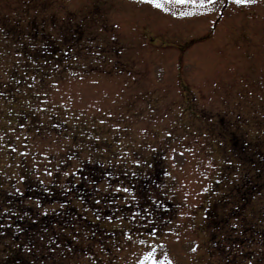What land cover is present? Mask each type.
I'll use <instances>...</instances> for the list:
<instances>
[{
  "label": "rangeland",
  "instance_id": "rangeland-1",
  "mask_svg": "<svg viewBox=\"0 0 264 264\" xmlns=\"http://www.w3.org/2000/svg\"><path fill=\"white\" fill-rule=\"evenodd\" d=\"M158 3L0 0V264H264V0Z\"/></svg>",
  "mask_w": 264,
  "mask_h": 264
},
{
  "label": "trees",
  "instance_id": "trees-1",
  "mask_svg": "<svg viewBox=\"0 0 264 264\" xmlns=\"http://www.w3.org/2000/svg\"><path fill=\"white\" fill-rule=\"evenodd\" d=\"M229 143H231V145H234L231 139H230ZM252 160H253L252 162H247V164H251L252 165L251 167H252L253 176L250 177L248 180H245V183L243 184V190L240 192V197L239 198H242L241 200H243L244 198L247 197L248 200L251 201L254 197L257 198L260 195L259 193H261V191H264V155L260 156V154H255ZM94 171H95L96 175H92L94 173L90 174V177H91V179L89 181L90 185L91 184L92 185H97L98 183H100L102 181H108L111 178L110 176H108V177L106 176L107 171H105V176L106 177H103V178L100 177L101 180H99V175H97V174L103 173V171L100 170L99 168L94 169ZM157 171H159V170L156 168L155 171H153L152 173L150 172L149 173L150 174V178H148V179H146L145 177L142 178V180L140 181L139 184H142V187L146 188L145 185L149 181L151 182V176H157L159 178ZM84 175L87 178L89 176V175L87 176L86 174H84ZM82 177H83V175L81 176V178L80 177L79 178L82 179ZM78 188L82 189V192L78 191V195L80 196L79 199H82L85 196L86 200H88L91 197L92 191H88V189H87L88 186L86 188H84V187H78ZM38 192L40 193L41 191H38ZM74 193H76V192H74ZM98 197L103 203H106L105 206L103 207L104 209H101V213L100 214H102V213H108L109 214L110 210H111V207H108V206L112 204V200L116 198V194L113 193V191L110 188H108L107 190L98 193ZM257 199H259V198H257ZM17 201H18V199H17ZM250 201H248L247 203H249ZM215 208L217 209L218 207L215 206L212 211H211V209L206 211V212H208L210 214L209 215L210 218L215 215V213H214ZM104 217L107 218V219H103V221L104 220H107V221L109 220L108 219L109 216H104ZM88 225L90 226V222L88 223ZM213 227H216V226H213ZM93 228H95V227H93ZM216 229H214V231ZM151 231H153V230H151ZM154 232H152V234ZM13 256H15V254H13ZM18 261L20 262V259H18Z\"/></svg>",
  "mask_w": 264,
  "mask_h": 264
},
{
  "label": "snow or ice",
  "instance_id": "snow-or-ice-1",
  "mask_svg": "<svg viewBox=\"0 0 264 264\" xmlns=\"http://www.w3.org/2000/svg\"><path fill=\"white\" fill-rule=\"evenodd\" d=\"M147 2L153 4L154 6H156L158 8H163V5L160 4V3H158V0H147ZM176 2L177 3H181V4H184V3L196 4L197 3V0H176ZM205 2H207L208 4H211L213 2V0H199L200 6L202 7ZM232 2L235 3V4H237V5H247V4L253 3L254 0H232ZM189 14H191V13H189ZM180 15H184V13H180ZM33 79H35V77H33ZM17 83H19V81H17ZM29 86H31V85H29ZM20 127H24V125H20ZM117 127H118V125H117ZM167 134L168 135H171V133H167ZM9 147H11V145H9ZM133 162L136 163V164H139L140 163V160H134ZM45 171H46L47 175H49V176L52 175L51 171H48L47 169H45ZM72 174L73 175H76L77 173L74 171ZM64 175L65 176H68L69 173L68 172H65ZM24 179H25L24 176H20V180H24ZM82 179L87 180V177H82ZM40 183L42 184L43 181H40ZM121 190H123L124 192L131 191L128 188L121 189V187L119 185L115 189V191H121ZM16 191L19 192V189H17ZM44 191L45 192H48L49 189L45 188ZM99 202H100L99 200L96 201V203H99ZM66 203H67V201L61 202L58 205V207L60 209H64ZM36 204H37V207L38 208L41 207V202L39 201V199L37 200ZM5 211H7V209H5ZM48 211H49L48 209H44L43 212L41 213V215H45V216L48 215ZM52 211L55 212L56 209H52ZM57 215H59V216L68 215L69 216V220L65 221L66 224L67 223H71L75 219V217H73L70 213L59 212V213H57ZM99 218L100 217L98 216L97 219H99ZM108 219H112V217H108ZM33 222L35 223V221H33ZM72 226L74 227V224ZM0 227H3V225H0ZM231 227L233 229H235L237 227V225L232 224ZM43 231L45 233H48L49 232V229L48 228H44ZM63 231H64V228H63V226H61L60 229H59V231L55 232L54 234L48 235L47 236V239H45V236L44 235H40L39 233H37L38 239L40 241H43L44 242V254L46 256H47L48 253L55 252L56 249H60L61 248V245L64 242L62 240H60V233L63 232ZM77 231H78V229H77ZM69 235H71V234H69ZM71 239L74 240V241H77L78 240V237L75 236V235H71ZM49 245H51V247H49ZM66 250H68V251H75L74 248H67ZM191 250L192 251H195L196 248L193 247ZM37 251H40V249H37ZM89 255H90V253H89ZM152 256H153V253H151V252L146 253L144 259H150ZM153 264H155V261H153ZM160 264H171V261L170 260H167V257H165L163 260L160 261ZM247 264H252V261L251 260H248L247 261Z\"/></svg>",
  "mask_w": 264,
  "mask_h": 264
}]
</instances>
